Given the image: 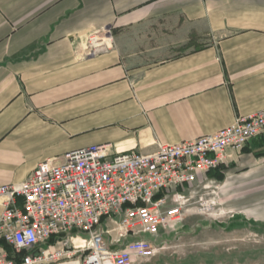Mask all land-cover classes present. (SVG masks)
<instances>
[{
    "label": "crops",
    "instance_id": "1",
    "mask_svg": "<svg viewBox=\"0 0 264 264\" xmlns=\"http://www.w3.org/2000/svg\"><path fill=\"white\" fill-rule=\"evenodd\" d=\"M263 109L264 0H0V186L78 149L150 153ZM213 173L232 223L264 226V134ZM182 232L144 234L155 252L132 264H212L162 254Z\"/></svg>",
    "mask_w": 264,
    "mask_h": 264
},
{
    "label": "built area",
    "instance_id": "2",
    "mask_svg": "<svg viewBox=\"0 0 264 264\" xmlns=\"http://www.w3.org/2000/svg\"><path fill=\"white\" fill-rule=\"evenodd\" d=\"M264 134V109L224 129L143 153L98 144L41 162L0 186V264H132L154 254L162 231L183 221L184 192L217 169L228 150ZM185 187L184 190L178 189ZM174 202V206H169ZM132 238V240H128ZM13 256V257H11Z\"/></svg>",
    "mask_w": 264,
    "mask_h": 264
},
{
    "label": "rangeland",
    "instance_id": "3",
    "mask_svg": "<svg viewBox=\"0 0 264 264\" xmlns=\"http://www.w3.org/2000/svg\"><path fill=\"white\" fill-rule=\"evenodd\" d=\"M202 178L184 192L183 221L176 224L181 238L162 244V254L176 261L191 257L212 264H264V226L246 220L233 224L218 205L216 181Z\"/></svg>",
    "mask_w": 264,
    "mask_h": 264
},
{
    "label": "trees",
    "instance_id": "4",
    "mask_svg": "<svg viewBox=\"0 0 264 264\" xmlns=\"http://www.w3.org/2000/svg\"><path fill=\"white\" fill-rule=\"evenodd\" d=\"M213 171H214V170L206 171V172L204 173L205 178L213 177V176L215 175V174L213 173ZM178 189H180V190H184L185 187H184V186H183V187H179ZM2 249H4V250H8L11 254L13 253V252H12V249L10 248V246H9L7 243H5L3 239H0V250H2ZM11 257H13V256H11Z\"/></svg>",
    "mask_w": 264,
    "mask_h": 264
},
{
    "label": "bare ground",
    "instance_id": "5",
    "mask_svg": "<svg viewBox=\"0 0 264 264\" xmlns=\"http://www.w3.org/2000/svg\"><path fill=\"white\" fill-rule=\"evenodd\" d=\"M99 45V44H98ZM81 51V50H80Z\"/></svg>",
    "mask_w": 264,
    "mask_h": 264
}]
</instances>
